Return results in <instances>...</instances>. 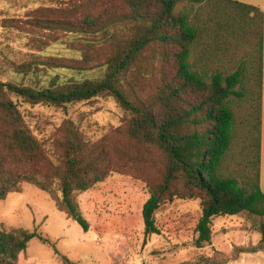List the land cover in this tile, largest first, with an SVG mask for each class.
Listing matches in <instances>:
<instances>
[{
    "label": "trees",
    "instance_id": "1",
    "mask_svg": "<svg viewBox=\"0 0 264 264\" xmlns=\"http://www.w3.org/2000/svg\"><path fill=\"white\" fill-rule=\"evenodd\" d=\"M53 3L55 9L44 11L73 16L40 18L33 11L1 24L16 36L25 58L9 63L18 83L0 81V202L19 193L23 183L59 193L58 209L87 232L74 194L101 183L106 172L90 159L91 147L77 128L59 147V165L52 166L49 149L34 137L19 102L68 111L106 99L122 112L127 138L167 160L160 181L148 187L142 208L145 236L160 234L155 215L174 200L200 201L197 248L210 243L213 218L243 212L264 217L263 11L232 0ZM188 4L200 7L193 14L178 10ZM95 5L101 7L97 14L89 10ZM54 47L68 56L49 55ZM147 86L154 91L150 101H143ZM238 103L246 106L243 132L233 110ZM234 154L238 162L230 171L227 160ZM260 234L264 244L263 224ZM34 238L49 244L36 233L0 225V264H17Z\"/></svg>",
    "mask_w": 264,
    "mask_h": 264
},
{
    "label": "rangeland",
    "instance_id": "2",
    "mask_svg": "<svg viewBox=\"0 0 264 264\" xmlns=\"http://www.w3.org/2000/svg\"><path fill=\"white\" fill-rule=\"evenodd\" d=\"M56 6L53 0H0L1 82L18 83V75L9 63L25 58L16 36H11L1 24L12 18L24 19L33 11L40 18L73 16L69 12L55 16L44 11ZM199 7L180 5L178 10L193 14ZM89 10L97 14L101 7L90 6ZM48 54L68 56L59 47ZM153 91L154 87L147 86L141 99L150 101ZM19 104L34 137L49 149L47 157L52 166L59 165V147L71 140L72 129L77 128L91 147L90 159H96L106 178L92 189L74 194L88 224L87 232L58 209L59 193L42 192L23 183L19 193H11L0 202V225L5 230L23 229L49 241L44 244L37 238L31 240L17 264H68L64 258L71 264H264L260 234L264 217L246 212L213 218L210 243L197 248L199 200H174L163 205L154 218L160 234L145 236L142 208L150 196L148 187L160 181L167 160L158 150L127 138L122 112L113 101L97 99L68 111ZM235 105L238 129L243 132L246 106ZM237 162L234 154L233 159L227 160V169L235 171ZM260 187L264 195V157L260 160Z\"/></svg>",
    "mask_w": 264,
    "mask_h": 264
},
{
    "label": "crops",
    "instance_id": "3",
    "mask_svg": "<svg viewBox=\"0 0 264 264\" xmlns=\"http://www.w3.org/2000/svg\"><path fill=\"white\" fill-rule=\"evenodd\" d=\"M240 3L258 7L263 11L264 15V0H232ZM264 157V36H263V70H262V108H261V149L260 159Z\"/></svg>",
    "mask_w": 264,
    "mask_h": 264
}]
</instances>
